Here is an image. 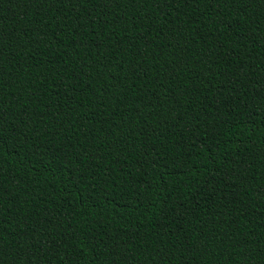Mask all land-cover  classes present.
Masks as SVG:
<instances>
[{"label": "trees", "instance_id": "obj_1", "mask_svg": "<svg viewBox=\"0 0 264 264\" xmlns=\"http://www.w3.org/2000/svg\"><path fill=\"white\" fill-rule=\"evenodd\" d=\"M0 264H264V0H0Z\"/></svg>", "mask_w": 264, "mask_h": 264}]
</instances>
